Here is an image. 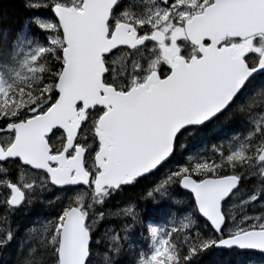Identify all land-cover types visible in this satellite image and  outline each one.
Here are the masks:
<instances>
[{"label":"snow or ice","instance_id":"obj_1","mask_svg":"<svg viewBox=\"0 0 264 264\" xmlns=\"http://www.w3.org/2000/svg\"><path fill=\"white\" fill-rule=\"evenodd\" d=\"M24 9L19 30L0 26V249L15 246L0 264H197L213 248L264 264V0ZM217 122L238 126L227 148L173 165ZM146 182L162 227L135 201L105 211ZM37 202L42 237L14 219Z\"/></svg>","mask_w":264,"mask_h":264},{"label":"trees","instance_id":"obj_2","mask_svg":"<svg viewBox=\"0 0 264 264\" xmlns=\"http://www.w3.org/2000/svg\"><path fill=\"white\" fill-rule=\"evenodd\" d=\"M29 15L28 12L24 9V0H0V26L8 27L13 30V32L19 30L21 26L26 24V17ZM238 126L232 123L226 122H217L216 124H210L207 127L202 128V130H198L201 132L196 133L192 136V138L200 139L199 141H203L207 146H216L220 144V140H223L225 136L222 132H233L237 131ZM196 132V131H195ZM189 151H181V149L177 150L176 159L173 160L172 163L176 162L179 159L181 153H188ZM214 157V156H213ZM251 182V181H250ZM247 182L245 184H250ZM151 182H146L145 185H142L135 190H131L123 193L122 195H118L119 198L116 201V204H109L106 208L107 210L115 208L116 206L122 204H130V202L135 201L139 205V209L141 210V214L143 216L144 224L142 227H145L148 224L159 225L165 219L164 214L156 210V206L151 203V201L145 203L139 200V197L144 195L147 184ZM253 183V182H251ZM244 184V185H245ZM243 185V186H244ZM149 204L147 211H143L142 204ZM39 203H36V206ZM40 215L37 212V216L35 218H39ZM139 231V229H138ZM133 238H138L137 234H133ZM139 239V238H138ZM239 257L243 260V264L246 256H240L237 253L229 252V251H216L214 248L209 249L205 252H202L200 256L197 258V264H238L235 260V257Z\"/></svg>","mask_w":264,"mask_h":264},{"label":"rangeland","instance_id":"obj_3","mask_svg":"<svg viewBox=\"0 0 264 264\" xmlns=\"http://www.w3.org/2000/svg\"><path fill=\"white\" fill-rule=\"evenodd\" d=\"M196 133H198V132L190 133V134H188L182 138V143L185 145V147L182 148L181 151L182 150L184 151L185 149L192 150V151L186 155L181 153L179 159H177L176 162L173 163V165H178L180 163H183L187 159V157H189V156H191L193 158H195V157H213L214 156V153H213V147L214 146H207L204 143L205 138L203 139L202 142L199 141L200 139L192 138V136L195 135ZM233 135H235V134H228L223 140H220V143H223L225 145V148H227L228 142ZM253 190H254V185H250L248 187H245L244 191L241 193L240 199L242 200L245 197H247L248 195H250ZM51 195L54 197L55 193H53ZM118 198H119L118 195L116 197H114L110 204H116V201L118 200ZM37 203H39V202H37ZM237 203H239V200L237 201ZM128 206H130V204H122V205L116 206L115 207L116 209L112 208L109 210H107V209H105V210L115 212L117 210H120V209H122L124 207H128ZM148 206H149V204L143 203L141 208L143 209V211H147V210H149ZM33 207L25 210L23 213H21L20 215H18L14 219H15L16 223H19L21 225L22 230L25 228H29V225L32 224L33 221H35V223H33L31 225V228L29 229V231L32 232V234H34V235L42 237L43 230H44V224L46 222L45 217L48 216L47 206L39 203ZM234 211H239V209H234ZM37 212L39 213L40 217L35 219V217H36L35 214H37ZM25 215L26 216L28 215V216L26 217ZM26 219H27V221H26ZM149 225L152 227H157V226L162 227L163 222L160 223L159 225L148 224L145 227H147ZM3 227H4V225L0 224V229H2ZM137 243H139L138 238L131 237L130 240L128 241V244L131 247H134ZM14 254H15V246H13L12 248H9L7 251H3L2 249H0V259H2V260L7 261L11 257H13ZM233 256L235 257V260L237 261L238 264H243V260H241L239 257H237L235 255H233ZM261 260H262V258L260 256H258V257L254 256L253 257V264H260Z\"/></svg>","mask_w":264,"mask_h":264},{"label":"bare ground","instance_id":"obj_4","mask_svg":"<svg viewBox=\"0 0 264 264\" xmlns=\"http://www.w3.org/2000/svg\"><path fill=\"white\" fill-rule=\"evenodd\" d=\"M250 183H251V182H250ZM248 186H249V184H248V185H247V184L245 185V187H248ZM33 208H34V207H33ZM115 209H116V208H115ZM33 211H34V210H33ZM105 211H106V210H105ZM31 214H32V213H31ZM31 214H30V215H31ZM35 215L37 216V214H35ZM25 216H26V215H25ZM27 216H28V215H27ZM27 216H26V217H27ZM33 216H34V215H33ZM24 218H25V217H24ZM24 218H23V219H24ZM28 218H29V217H28ZM33 218H34V217H33ZM35 219H36V218H35ZM28 220H29V219H28ZM26 221H27V219H26ZM22 222H23V221H22ZM31 222H32V221H31ZM26 223H27V222H26ZM32 224H33V222H32ZM32 224H30V225H32ZM222 252H223V251H222Z\"/></svg>","mask_w":264,"mask_h":264},{"label":"water","instance_id":"obj_5","mask_svg":"<svg viewBox=\"0 0 264 264\" xmlns=\"http://www.w3.org/2000/svg\"><path fill=\"white\" fill-rule=\"evenodd\" d=\"M217 250H221V251H227V250H223V249H217Z\"/></svg>","mask_w":264,"mask_h":264}]
</instances>
